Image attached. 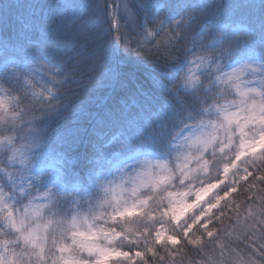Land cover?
Listing matches in <instances>:
<instances>
[{
  "label": "snow or ice",
  "instance_id": "1",
  "mask_svg": "<svg viewBox=\"0 0 264 264\" xmlns=\"http://www.w3.org/2000/svg\"><path fill=\"white\" fill-rule=\"evenodd\" d=\"M13 6L0 264H264V0Z\"/></svg>",
  "mask_w": 264,
  "mask_h": 264
},
{
  "label": "trees",
  "instance_id": "2",
  "mask_svg": "<svg viewBox=\"0 0 264 264\" xmlns=\"http://www.w3.org/2000/svg\"><path fill=\"white\" fill-rule=\"evenodd\" d=\"M17 2V0H0V16H8V17H15L17 15H20V12L26 11L27 9H18L17 7L13 6L14 3ZM21 3H28V4H43V3H48L50 0H19ZM154 2L158 3H165L167 0H154ZM182 2H186V0H182ZM5 5H9L5 9ZM141 21L143 19L142 15L140 17ZM109 20H110V9H109ZM108 21H105L107 23ZM114 30V29H113ZM0 39H7L3 31H0ZM133 62L138 63L139 61L137 58L133 57L132 58ZM146 71L148 69H145ZM187 71V69H185ZM4 88L7 89V85H4ZM11 90H8L10 92ZM8 94V93H7ZM107 94L106 90H101L96 92L94 100L95 103L92 105V110H95L96 105L101 104L103 102L104 96ZM10 100L11 96L8 94ZM111 128V124H109L106 127V130H109ZM259 163V161L257 162ZM250 180L252 179L251 177L249 178ZM261 188H264V185L257 183V187L255 189H245L243 187V182L241 183V191L237 194H234L238 198L236 199V203L239 205V209L233 208L231 211L228 212L229 216L234 217L236 215V212L239 211L241 216L245 213V207L248 204H251V195L250 193H258ZM130 226L133 227V229L136 227V224L130 223ZM157 254L158 257H163V260H159L158 264H166V262L171 261L173 259L172 256L169 255V252L175 251L171 246L168 245H157ZM241 255L244 256V253L241 252ZM157 258H152L151 255L149 254V264H157ZM246 258V257H245ZM176 260H180V256L175 257ZM195 260L196 264H200V258L196 257L194 253H188L187 249H185V264H189L190 261ZM137 264H141V261H137Z\"/></svg>",
  "mask_w": 264,
  "mask_h": 264
},
{
  "label": "rangeland",
  "instance_id": "3",
  "mask_svg": "<svg viewBox=\"0 0 264 264\" xmlns=\"http://www.w3.org/2000/svg\"><path fill=\"white\" fill-rule=\"evenodd\" d=\"M117 2L119 3V0H117ZM195 70L197 72H200V71H203L204 69L201 68V69H195ZM226 71L231 72V71H233V68H231V67L227 68ZM0 98L5 99L7 101H10V98H9L8 94L5 91H3V90H0ZM119 176H120V173L116 172V170L113 169V177L112 178L116 179L118 181L119 180Z\"/></svg>",
  "mask_w": 264,
  "mask_h": 264
}]
</instances>
